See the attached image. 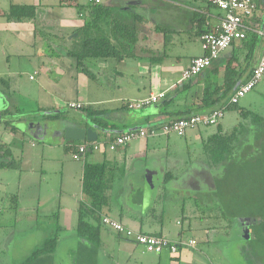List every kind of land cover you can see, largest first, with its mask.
Wrapping results in <instances>:
<instances>
[{
    "label": "crops",
    "instance_id": "crops-1",
    "mask_svg": "<svg viewBox=\"0 0 264 264\" xmlns=\"http://www.w3.org/2000/svg\"><path fill=\"white\" fill-rule=\"evenodd\" d=\"M255 1L256 14L264 21V0ZM100 3L116 5L123 12L140 17L132 55L121 61H98L95 71L101 87L93 96H78L77 101L67 104V109H71L69 103L79 102L107 110L109 125L105 129L94 127L83 112H78L82 115L80 118L77 114L69 116L64 111L67 109L60 108L59 79L54 76L61 74L59 67L51 64L47 69L53 77L43 79L38 85L28 86L23 81L28 72L22 64L32 56L29 45L37 49L41 44L40 49L45 43L39 38L48 37V34L41 35L40 29H49L57 35L52 45H45L55 47L58 50L53 49V54L71 62L65 48L75 36L67 37L84 24L82 15L74 6L59 5V0L50 5L34 0L30 5L36 6V18H41L39 23L36 18L15 22L8 20L6 14L13 4L26 5L25 0H0V256L3 257L0 264H208L203 263L200 242L214 243L216 234L228 227L229 222L209 210L216 207L218 200L203 198L207 190L215 193V179L222 171L209 163L212 159L206 145L213 136L243 123L240 110H226L216 125L189 129L184 136L169 133L142 138L113 151L104 147L90 150L80 159H74V149L84 141L66 139L61 122L91 126L98 134L97 142H102L117 134L168 120L156 104L128 109L127 103L148 98L153 93L173 92L183 69L203 54L201 35L217 29L222 12L207 0H100ZM45 21L47 25L41 26ZM64 27L69 28L66 31ZM29 32L32 33L28 38ZM257 40L248 60L249 49L241 41H235L208 69L217 71L213 79L222 83L225 67L231 60L244 72L240 85L246 82L264 50V38ZM50 59L54 63L53 57ZM77 73L86 80V85L93 82L85 74ZM110 74L119 80L113 86L116 95L104 88L106 83H112L105 78ZM205 74L192 79L191 90L173 109L197 111L193 103L203 96ZM31 77L29 80L33 81ZM238 106L250 109L240 106V102ZM215 109H199L194 115L209 114ZM60 111L64 116L53 118ZM252 124L244 122L249 128H253ZM172 150L186 151L188 162L170 159ZM87 163L105 164L107 170V203L98 212L99 216L112 217L134 230L166 236L173 241L196 239L197 246L182 248L177 254L147 252L102 225L98 243L82 236L78 232L79 210L82 203L89 202L83 193ZM170 182L174 188H168ZM203 184L208 187L204 189ZM89 222L93 226L100 224L92 216ZM49 239H56L54 250L29 263L31 255ZM220 244L225 246L226 242Z\"/></svg>",
    "mask_w": 264,
    "mask_h": 264
},
{
    "label": "trees",
    "instance_id": "trees-1",
    "mask_svg": "<svg viewBox=\"0 0 264 264\" xmlns=\"http://www.w3.org/2000/svg\"><path fill=\"white\" fill-rule=\"evenodd\" d=\"M59 5L74 6L78 14L82 15L84 18V24L74 30L73 34L75 33L77 35L72 39L71 45L65 48V54L74 62L76 69L85 74L89 79L93 81L99 80L98 72L95 71L98 61L104 59L121 61L123 58L132 55V49L137 42V23L138 21L140 22V17L138 15L130 13L129 11L123 12V9L116 5L96 3L95 0L87 4H82L79 0H59ZM256 13L258 12L256 11ZM256 13L252 19L247 20V24L253 29L264 28V21H262ZM6 17L8 20L15 22L35 19L36 6L30 4H13L6 14ZM253 29L248 31V35L245 39L240 40L243 46L249 49L246 60L252 57L256 49L257 39L262 37L254 32ZM211 66L200 73L205 74L207 72L204 78L205 85L203 88V96L200 99H195L193 103L194 106H197V111L199 109H219L223 107L229 102V99L235 93L242 80L244 72L242 69L233 65L231 60L225 67L221 84H218V81L213 79L216 77L217 71H208ZM252 72L247 79L252 76ZM200 74L193 78L200 76ZM193 78L181 82L179 81L180 85L177 84L173 92L168 95L165 93L164 97L152 103L156 104V108L160 113L168 116V120L165 122L162 121L158 125L152 124L149 127L159 129L166 123H173L179 119L189 118L198 113L197 111L193 113V109H173L180 99L191 90L192 87L190 84ZM186 81L188 82L185 83ZM238 104L239 103H228L227 110L231 108L240 110L243 123L233 127L225 133H219L217 136H213L206 145L208 149L207 154L212 159L209 160V163L216 169L218 167L222 169L220 175L215 179V193L219 197L220 195L222 197V194L223 196L226 194L229 199V204L231 205V212L235 210V212L231 214V221H229L228 226L230 223L231 228L234 226L235 221L233 215L235 213L238 214L237 205L239 204V208L250 212L249 214H242L254 217L257 216V226L259 225L258 227H262L263 229L262 233H256L255 237L252 236L250 229H246L247 231L243 229L242 235L238 237L241 242H244L241 251L244 263L264 264V144H262L264 143V118L250 109L239 107ZM127 108L134 109L129 107V103H127ZM79 111L87 115L95 125H93L94 127L97 126V128L103 129L108 127L109 123L106 117V115H108L107 110L100 109L93 105H87ZM62 116H64L63 111H60L53 118H61ZM246 121H251V123H253V128L244 125ZM88 125H91V123ZM252 132L255 138L254 142L247 139L250 138L248 135ZM262 137V142L255 148L256 153L251 152L256 140L259 143V139ZM78 145L74 149V152L78 150ZM106 173L105 164L87 163L84 167L83 193L87 196L89 202L88 205L82 203L80 206L78 232L82 236H87L89 240L95 243H98L100 226L102 225L106 228L101 222L102 215L99 216L98 213L101 212L107 203L105 193L108 188ZM234 204L235 208L233 209ZM215 206L216 209L222 208L223 215H226L225 211L228 210V208L226 207L227 204L223 206L222 199H219V203ZM209 210L212 211V209ZM213 212H217L220 217H225L220 210H215ZM242 214H239V216H243ZM91 216L100 222V224L96 226L91 225L89 222ZM115 234L121 237L120 234ZM96 237L97 239H95ZM55 245L56 239H49L46 241L41 249L31 255L29 263L35 262L36 258H39L42 254L51 253ZM182 248H185V246L180 245L179 250Z\"/></svg>",
    "mask_w": 264,
    "mask_h": 264
},
{
    "label": "built area",
    "instance_id": "built-area-1",
    "mask_svg": "<svg viewBox=\"0 0 264 264\" xmlns=\"http://www.w3.org/2000/svg\"><path fill=\"white\" fill-rule=\"evenodd\" d=\"M96 2H99V0H96ZM207 2L222 12L219 25L215 31L206 32L201 35L203 54L195 57L191 61L190 66L182 71L180 82L200 74L207 67L211 66L214 61L219 59L221 54L231 47L235 41L245 39L248 31L253 29L247 24V20L252 19L258 9L255 0H207ZM253 31L264 38V28H255ZM262 80H264V50L258 64L253 69L252 76L246 82L239 85L228 103H239L240 99L251 92ZM164 96L165 92L153 93L148 98L130 102L129 107L139 109L158 101ZM227 104L209 114L193 115L189 118L179 119L173 123H166L159 129L155 127L140 128L126 131L116 135L113 139H105L102 142L84 141L78 145V150L73 154V157L74 159H80L87 151L99 150L103 147L113 151L120 146L147 137H157L169 133L184 136L189 129L199 126L216 125L224 117L228 107ZM69 107L74 110H80L84 105L79 102H72L69 103ZM101 222L109 231L133 241L137 245L142 246L147 252L177 254L180 245L190 248L197 246L196 239L173 241L166 236L145 234L109 216H102Z\"/></svg>",
    "mask_w": 264,
    "mask_h": 264
},
{
    "label": "rangeland",
    "instance_id": "rangeland-1",
    "mask_svg": "<svg viewBox=\"0 0 264 264\" xmlns=\"http://www.w3.org/2000/svg\"><path fill=\"white\" fill-rule=\"evenodd\" d=\"M33 1L34 0H25L26 4H32ZM40 1L42 4H48V5L53 4V3L54 4L57 3V0H40ZM79 1L82 4H87V3L91 2V0H79ZM96 3H100V0H99V2H96ZM32 20H34V19H32ZM32 20H29V21H32ZM38 20L39 21L41 20V18L39 16L36 18V21H38ZM39 21H38V23H39ZM47 23H48V21H45V24L42 23L41 26L47 25ZM41 26L39 28H41ZM67 28H69V27H64V30L67 31L68 30ZM39 31H40L41 35L48 34L47 35L48 37H46V38H48L47 40H46V38H42V36L39 38L47 45H52L54 39L57 38V35H55L51 31H49V29H40ZM30 33H32V32H29L28 35ZM71 36H75V33L68 35L67 39H69ZM29 37H30V35L28 36V38ZM55 40H57V39H55ZM28 41H30V40H28ZM45 44H44V47H42L40 49H39V47L41 44L38 45L37 49L33 48L32 45H29L28 52H29V55L32 54V56H28L25 60L26 62L24 61V63L22 64V67H24V64L26 65V69L28 72V74L26 76H24L23 81L24 82L27 81L26 84L28 86H34L35 84L38 85V83H41L42 80L45 78H52L53 74L47 68L50 67L51 64H53L55 67H59V69L62 70L60 75L54 74L55 79H59L57 85H58V90H59L58 95H60V104H59L60 108L67 109L68 102L72 101V100L77 101L78 96L80 98H82L83 96H87V95L93 96L96 89H99L98 87H101L100 86L101 85L100 80H99V83L97 81H95V82L93 81V82H87L88 84L86 85V80L83 81L81 78L82 76L77 73L78 70H76L74 68L75 67L74 62L72 60H70L71 62H69V60H67L66 58H61V56H58L56 53L53 54V49L56 51L58 49H56L55 47L48 48ZM67 45H69V44L67 43ZM65 47H66V45H65ZM50 57H53L54 63H51L52 60L50 59ZM35 70L40 71L41 72L40 75H36L35 74L36 72L34 73ZM57 70L58 69L56 68V71ZM78 72L82 73L80 71H78ZM29 75L33 76V78H34L33 81L29 80ZM111 76L112 75L110 74L109 77L108 76L105 77L108 81H111L112 83H106L105 82L106 85H104V88H106L111 94L116 95L117 93H116V90L113 89V86H115L114 85V82H116L115 80H117V81H119V80L117 79V77H114V75L112 76L113 78H111ZM83 79H85V78L83 77ZM88 80H91V79L88 78ZM52 92H54V91H52ZM54 95H56L55 92H54ZM251 104H253V105L251 106ZM242 105L257 111V112H259V114L264 116V80L260 81L251 92H249L246 96H244L243 98L240 99V106H242ZM64 111H66L69 114V116H71L72 114H75V115L77 114L78 117H80V118L82 117V115H80L78 113V112H80L79 110L67 109ZM248 137H250V138H247L249 141L254 142L255 138H254V135L252 133H250V135H248ZM259 140H260L259 143L256 140L254 148L252 149L251 152L256 153L255 148L258 147L259 146L258 144H260L262 142L263 137ZM262 144H264V143H262ZM172 152H173V150L170 152V155H169V156H171L170 159L180 160L181 162L185 160L188 162V156L189 155L186 151H184V150H181L178 152L174 151L173 152L174 154H171ZM188 165H189L188 163H187V165L184 164L183 167H186ZM172 172L175 174L177 173L175 170H173ZM158 182H159V180H158ZM169 184H171V185H169L168 188L169 187L174 188L172 186L174 184H172L171 182ZM207 187H208L207 185L203 184L204 189ZM207 191L211 192L210 190H207ZM208 192H205V194L203 196L204 199L206 197L212 198L215 201L218 200V202H219V199L220 200L222 199L223 200V206L227 204L226 207L228 208V210L225 211L226 215H223V209L222 208L217 207L218 209H216V207L214 208V206H213L209 209H212V211H215V210L219 211L220 210L222 212V215L225 216L224 218L220 217V219H222L223 221H228V222L231 221V214H233L235 212V210H234V212L233 211L231 212V205L229 204V199L226 196V194H225V196H223V194H222V197H221V195L219 197L216 193L211 194ZM235 204L233 205V209L235 208ZM237 206L236 207H237V213L238 214L235 213L233 215L234 216L233 219L235 221V224L232 228H231V223L228 227L225 226V228L222 231H219L218 234H216L215 241L211 245H205L204 241L200 242V245H202L201 247L204 250L201 253L202 258L204 260L203 263L209 264L212 262V264H245L244 258L241 255V251H242L244 242H241L240 238H238V237L240 235H242L243 229L244 230L250 229L253 237H255L256 233L261 234L263 229H262V227H258L259 225L257 226L258 218L256 215H255L256 217L251 216V215H243L242 213H248L249 214L250 212L248 210H242L241 208H239V204ZM239 214H242L243 216H239ZM242 222H245V223H242ZM222 225H224V223H222ZM219 226H221V224ZM212 236H214V234ZM218 241H220V243L226 242L225 246L221 245ZM1 258H3V257L0 256V259Z\"/></svg>",
    "mask_w": 264,
    "mask_h": 264
},
{
    "label": "water",
    "instance_id": "water-1",
    "mask_svg": "<svg viewBox=\"0 0 264 264\" xmlns=\"http://www.w3.org/2000/svg\"><path fill=\"white\" fill-rule=\"evenodd\" d=\"M61 123L64 124L62 129L65 138L68 140L94 142L97 141L98 139L97 132L94 131L91 126L81 127V126L72 125L68 122H61Z\"/></svg>",
    "mask_w": 264,
    "mask_h": 264
}]
</instances>
